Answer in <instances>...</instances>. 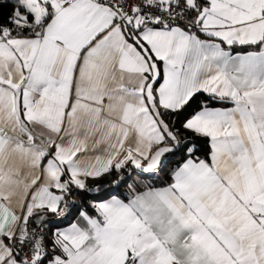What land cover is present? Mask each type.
Listing matches in <instances>:
<instances>
[{
  "label": "snow or ice",
  "instance_id": "snow-or-ice-1",
  "mask_svg": "<svg viewBox=\"0 0 264 264\" xmlns=\"http://www.w3.org/2000/svg\"><path fill=\"white\" fill-rule=\"evenodd\" d=\"M9 4L0 264H264V0Z\"/></svg>",
  "mask_w": 264,
  "mask_h": 264
},
{
  "label": "trees",
  "instance_id": "trees-1",
  "mask_svg": "<svg viewBox=\"0 0 264 264\" xmlns=\"http://www.w3.org/2000/svg\"><path fill=\"white\" fill-rule=\"evenodd\" d=\"M10 7H11V5L9 4L7 7L0 8V14H2L3 16L6 17L10 11ZM233 48L246 49V48H248V46H234ZM195 99H196V103H194L191 108L186 109L185 111L181 112L179 115H169V117H168L169 120L175 122V127L177 129H180L182 135L187 136L189 138H192V134L190 132L185 131L181 127V125L187 116L191 115L196 109L199 108V104L204 103V102H208L209 105L228 106L227 104L216 103V102L210 101L207 94H203V93L198 94V96ZM197 139H199V138H197ZM203 145H204V149L207 150L208 145H207L206 140L203 141ZM198 155H203V153H198ZM181 159H182L181 155H176V156L172 157L171 158L172 162L169 165V167L170 168L175 167L177 162H179ZM164 178L167 179V176L165 175ZM115 179H116V174L114 173L112 176H106L100 181H92V182H90V184L99 183V184H103L104 187H106V188L108 186L113 187L112 181ZM122 187H126V185L122 186ZM94 195H96V193L87 194V196H85V194L82 193L80 196H75V197H76L78 203H80V202L89 203V202H91ZM74 218H75V213H73L72 216H69L66 220H64L63 222H61L59 224H48L47 225V231H48L49 236H51V233L55 227L65 226L70 221H72Z\"/></svg>",
  "mask_w": 264,
  "mask_h": 264
},
{
  "label": "crops",
  "instance_id": "crops-1",
  "mask_svg": "<svg viewBox=\"0 0 264 264\" xmlns=\"http://www.w3.org/2000/svg\"><path fill=\"white\" fill-rule=\"evenodd\" d=\"M202 38H203V37H202ZM232 50H233L234 53H235V52H241V53H243V52H246V51H253V50H258V49H254V48L248 47V48H246V49L233 48ZM210 106H211V107H221V108H222V107H230L231 105H228V106L210 105ZM195 111H199V108L196 109ZM195 111H194V112H195ZM194 112H193V113H194ZM39 131H40V129H36V132H37V133H39ZM86 159H87V157H86ZM111 188H112L111 186H108L107 188L105 187L106 190H110ZM73 199L77 201L75 195L73 196ZM77 203H78V201H77ZM70 222H72V221H70ZM70 222H69V223H70ZM65 226H66V225H65ZM62 227H64V226H62Z\"/></svg>",
  "mask_w": 264,
  "mask_h": 264
},
{
  "label": "rangeland",
  "instance_id": "rangeland-1",
  "mask_svg": "<svg viewBox=\"0 0 264 264\" xmlns=\"http://www.w3.org/2000/svg\"><path fill=\"white\" fill-rule=\"evenodd\" d=\"M129 182H131V181H129Z\"/></svg>",
  "mask_w": 264,
  "mask_h": 264
}]
</instances>
